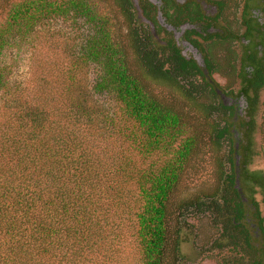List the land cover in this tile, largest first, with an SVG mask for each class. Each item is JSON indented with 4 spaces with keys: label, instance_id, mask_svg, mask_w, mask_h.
<instances>
[{
    "label": "trees",
    "instance_id": "16d2710c",
    "mask_svg": "<svg viewBox=\"0 0 264 264\" xmlns=\"http://www.w3.org/2000/svg\"><path fill=\"white\" fill-rule=\"evenodd\" d=\"M113 1L127 27L124 33L110 11L95 9L89 0H19L9 5L4 32L10 35L26 14L72 9L84 18L94 29L85 40L84 58L98 66V74L92 81L75 79L80 56L74 53L70 59L76 65L60 70V79L49 78L53 71L46 69L39 82L9 90L0 65V89L8 92L0 106L9 112L0 113V264H84L89 255L101 253L108 235L122 236L131 222L143 264H186L180 253V232L192 224L186 216L173 217L172 197L199 134L186 136L170 157L144 167L135 166L123 147L111 146L109 140L119 136L150 153L167 148L161 144L165 136L183 132L187 112L154 93L153 83L178 91L202 117L216 116L209 140L218 148L229 144L222 160L228 167L220 164L219 189L182 200L177 212L192 208L191 215L209 214L213 226L220 229L213 247L225 253L222 264L251 258L252 237L244 221V198L232 156L229 121L234 110L221 99L212 80V74L222 73L223 68L230 86L243 78V55L234 48V40L251 33L246 3L237 18L225 15L226 0H213L212 14L193 0H163L166 21L199 27L185 29L184 38L203 55L202 68L182 53L171 36L157 37L140 21L131 0ZM139 8L154 29L159 27L150 1L140 0ZM8 36L0 33V56ZM251 60L255 66L248 88L255 107L264 88V58L251 56ZM94 93L111 95L112 110L101 115ZM117 110L132 123L123 131L114 124ZM254 208L264 237V216L257 201Z\"/></svg>",
    "mask_w": 264,
    "mask_h": 264
},
{
    "label": "rangeland",
    "instance_id": "374dc122",
    "mask_svg": "<svg viewBox=\"0 0 264 264\" xmlns=\"http://www.w3.org/2000/svg\"><path fill=\"white\" fill-rule=\"evenodd\" d=\"M19 0H0V33L8 36L0 56V65L6 71V81L9 90L15 87H28L33 82H39L42 75H47L46 69H51L53 74H48L49 78H61L57 75L60 70H66L76 64L70 59L74 53L80 56L78 60L79 72L75 79L92 81L98 74V66L94 62L84 58L86 52L85 40L93 32V27L84 18L76 15L73 10L65 12H46L38 16L26 14L20 27L13 29V34H7L8 8L12 2ZM95 9L104 8L105 12H111L112 16L119 22L122 33L127 31L123 22V16L119 7L113 0H89ZM135 14L140 21L148 25L154 34L160 38L171 36L177 43L182 53L193 58L204 68L203 55L184 39L185 29L191 26L199 28L190 23L173 26L166 21L162 15L163 0L150 1L157 12L156 20L159 27L154 29L152 23L144 19L140 8V0H131ZM183 1V0H179ZM200 3L203 11L207 14L215 12L213 0H193ZM228 10L225 15L231 13L239 18L246 3L245 17L251 26V33L243 37L238 35L234 41L235 49L239 55H243L244 71L243 78L236 79L230 86V80L225 78V69L222 73L214 72L212 80L219 87V96L226 103L233 107L234 116L229 121L231 123L232 156L236 168V180L242 197L244 198L245 223L252 237L253 250L250 252L251 258L244 257L239 264L251 263L253 259L258 264H264V237L258 229L257 217L255 216L254 203L257 201L261 215L264 216V88L258 93V101L254 107L249 93L248 85L250 77L253 75L255 64L251 56L261 60L264 58V0H226ZM220 23H218L219 25ZM235 29V28H234ZM158 37V36H157ZM244 50V51H243ZM244 52V53H243ZM236 62V67L239 65ZM222 67V66H220ZM65 77V76H64ZM84 81V82H85ZM152 89L159 97L166 100L179 110L187 112L183 126V132H176L173 136H165L161 141L167 148H156L150 153H146L135 147L134 144L122 137H112L111 146H122L126 154L130 155L135 166L144 167L149 163L158 164L160 159L170 157L173 152L182 144L185 137L198 133L196 148L185 164L180 176L178 186L172 197L175 214L173 217L186 216V220L192 226H186L180 232V253L184 257L186 264H222L223 251L215 249L213 242L220 237V229L213 226L208 213L191 215L189 212H177V204L182 200H191L197 197L209 196L220 187L221 163L227 154L229 144L224 142L218 148L209 140L211 121L217 119L216 116L204 118L200 114L188 107L178 91L170 86L152 84ZM8 94L4 89H0V102ZM94 97L99 101V113H107L112 110V97L109 94H96ZM0 106V113L4 112ZM9 113V112H5ZM117 118L114 124L117 129L124 130V127L132 125L125 121V115L117 110ZM109 142V141H108ZM224 169L226 162L224 163ZM177 213V214H176ZM195 216V217H194ZM177 220V219H176ZM126 223V222H125ZM123 229L122 236L115 237L108 235L107 241L101 247V253L94 252L89 255L84 264H143L144 259L141 252L139 238L134 234L135 225ZM119 240V242L117 241ZM254 255V256H253ZM230 257L227 254V258ZM233 260V258H231ZM230 259V260H231Z\"/></svg>",
    "mask_w": 264,
    "mask_h": 264
},
{
    "label": "flooded vegetation",
    "instance_id": "af4514ba",
    "mask_svg": "<svg viewBox=\"0 0 264 264\" xmlns=\"http://www.w3.org/2000/svg\"><path fill=\"white\" fill-rule=\"evenodd\" d=\"M185 1H187V0H183V1H179V0H176V2H178V3H184ZM157 12H158V10H157ZM164 17V16H163ZM165 19V18H164ZM169 23V22H168ZM169 24H171V23H169ZM171 25H173V24H171ZM173 26H175V25H173ZM178 26H180V25H178ZM177 27V26H176ZM185 39V38H184ZM186 40V39H185ZM187 41V40H186ZM188 42V41H187ZM189 43V42H188ZM190 44V43H189ZM191 45V44H190ZM187 57V56H186ZM189 58V57H188Z\"/></svg>",
    "mask_w": 264,
    "mask_h": 264
}]
</instances>
